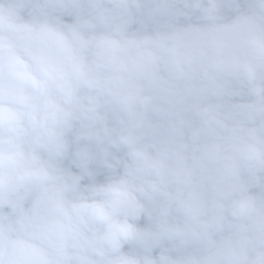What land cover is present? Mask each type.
I'll return each mask as SVG.
<instances>
[{
	"label": "clouds",
	"instance_id": "1",
	"mask_svg": "<svg viewBox=\"0 0 264 264\" xmlns=\"http://www.w3.org/2000/svg\"><path fill=\"white\" fill-rule=\"evenodd\" d=\"M0 264H264V0H0Z\"/></svg>",
	"mask_w": 264,
	"mask_h": 264
}]
</instances>
